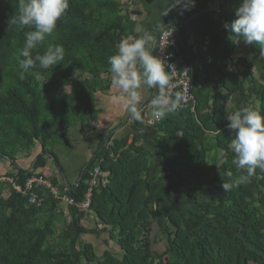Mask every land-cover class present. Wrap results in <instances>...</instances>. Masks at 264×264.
<instances>
[{"label":"trees","instance_id":"16d2710c","mask_svg":"<svg viewBox=\"0 0 264 264\" xmlns=\"http://www.w3.org/2000/svg\"><path fill=\"white\" fill-rule=\"evenodd\" d=\"M217 1L216 10L179 26L177 34L179 44L189 37L194 41L192 58L186 63L195 104L184 105L143 130L153 145L152 154L128 145L124 135L96 152L80 171V182L67 191L80 203L86 191L85 171L97 166L107 173L106 184L92 192L86 211L70 207L95 221L92 231L98 237L105 235L102 253L97 255L80 239L83 229L78 222H66L47 193L41 192L44 204L39 208L10 189L8 197L0 196V264H264V171L257 168L249 180L259 188L254 201L247 199L245 184L226 192L220 187L228 181V172L233 177L246 174L232 163V137L221 95L251 99L248 106L239 100L231 112L252 107L264 115V84L251 79L244 87L243 73L231 59L237 45L230 42L223 25L236 18L240 0ZM18 2L0 0V162L16 168L18 155L29 157L37 145L33 173L43 175L44 157L56 163L53 143L84 121L94 93L106 88L108 57L117 51L121 37L132 34L134 23L120 15V0H69L56 31L32 50L35 56L43 54L49 43L61 44L64 60L47 70L37 64L21 79L16 57L26 33L33 29L9 30L7 21L18 14ZM248 49L264 67L258 47L248 45ZM66 84L71 85L68 93L52 91ZM221 150L225 163L217 168ZM151 157L165 169V186L159 189L149 181L155 164ZM13 171L5 178L23 185L28 170ZM175 193L185 194L187 214L177 209ZM200 196L206 202L199 211H189V206L198 207ZM152 221L164 224L161 254L151 249ZM54 238L59 242L55 247L50 245Z\"/></svg>","mask_w":264,"mask_h":264},{"label":"clouds","instance_id":"9594fccd","mask_svg":"<svg viewBox=\"0 0 264 264\" xmlns=\"http://www.w3.org/2000/svg\"><path fill=\"white\" fill-rule=\"evenodd\" d=\"M181 4L184 10H189L195 7V0H175L169 10ZM68 8L69 0H19L18 14H13L7 21L9 30L25 27L33 29L26 33L24 46L18 50L16 57L22 70L21 79L37 64L41 70H47L64 60L65 49L61 44L49 43L43 54L35 56L32 55V50L44 42L46 37L53 35L57 22ZM235 17L231 23L223 25L230 33V42L234 45H256L264 56V0H240L235 8ZM168 28L172 27L166 28L163 24L164 30ZM155 46L154 36L143 31L138 37H121L117 51L108 57L111 88L117 91V94L110 96V102L123 105L129 117L141 123L143 121L138 107L142 99L141 89H157V94L150 98L152 116L156 120H163L175 113L184 100L181 92L171 91L173 84L170 69L173 66L161 56L153 54ZM36 78H40L39 72L36 73ZM66 85L71 87L70 84ZM225 119L228 121L226 128L232 137L229 145L234 153L232 163L237 170H244L246 173L233 177L232 172H228V181L220 184L226 192L248 183L257 168L264 171V115L258 109L243 107L227 114ZM224 155L221 150L216 162L217 168L225 163Z\"/></svg>","mask_w":264,"mask_h":264},{"label":"crops","instance_id":"0c3cea01","mask_svg":"<svg viewBox=\"0 0 264 264\" xmlns=\"http://www.w3.org/2000/svg\"><path fill=\"white\" fill-rule=\"evenodd\" d=\"M174 2L175 0H143V3L136 2L138 20L133 26L131 35L138 37L142 35L143 31H148L155 38L157 31L163 27V24L164 26L186 25L200 14L216 10L219 4L217 0H195V7H191L189 10H184L182 4L169 10ZM167 11L168 14L164 15ZM137 29H140V31H137ZM193 44V39L189 37L182 46L187 59L192 58ZM240 47L241 44L237 45L236 48L239 49ZM236 48L233 50L231 59L237 58ZM103 79L106 83V88L94 93L91 112L84 121L68 129L64 138L53 143L51 152L55 156L57 164L52 158L44 157L46 166L43 170V175L54 180L61 194L67 195V191L71 192L74 190V187L80 182V171L86 164L92 162L96 152L106 148L107 145L110 147L114 140L117 141L124 135H128V145L132 144L135 148L141 147L151 154L154 152L152 143L144 136L142 123L131 119L123 105H114L110 102V96L117 94V91L111 88L110 71L103 76ZM150 91L151 89H141L142 99L138 106L139 109L148 99ZM62 92L65 91L63 90ZM38 152L39 148L36 145L30 151L29 157H26L24 153L18 156L15 162L16 168L10 167L5 161L0 162V179H4L0 181V185L2 184L0 186V196L8 197L11 189L8 182H6V179L10 178L5 177L9 173L14 174L15 171L13 170L16 169L28 170L32 166V161ZM149 160H154L155 163L153 174L149 180L155 185L151 187L158 189L164 187L165 183L162 180V176L165 175V169L161 161H155V158L153 159L152 157ZM173 199L177 209L183 214H187V201H181L179 193H175ZM55 206L60 213L62 212L66 222L67 220L78 222L77 224L83 229V231H79L80 239L90 244L98 252L97 255H100L104 249L102 239L106 240V238L105 235H101L100 238L98 237L99 233H94L96 230L95 221L85 216L83 212L81 213L68 207L60 200L55 201Z\"/></svg>","mask_w":264,"mask_h":264},{"label":"built area","instance_id":"2783aa9c","mask_svg":"<svg viewBox=\"0 0 264 264\" xmlns=\"http://www.w3.org/2000/svg\"><path fill=\"white\" fill-rule=\"evenodd\" d=\"M119 10L121 15H127L135 24L138 20V12L136 10V3L134 0H120ZM165 27H172L166 30L161 27L156 33V46L154 48V55L161 56L169 65L173 67L170 69L172 75L173 93L179 91L182 93L184 100L178 109L184 105H194L195 101L191 95L190 87V71L186 63L187 57L183 51V44L178 42V25H165ZM172 33V34H171ZM157 94V89L152 88L148 99L140 107L142 116V127L144 130L152 129L160 120H156L152 116V109L150 107V98ZM108 145L106 146V149ZM84 171V170H83ZM86 177L84 184L86 191L84 199L80 203H75L72 198L66 194L59 193L56 185L52 184L51 179L43 175L33 173V166H31L26 174V179L23 185L16 184L12 179H6L10 188L15 193L21 195L30 206L42 207L44 199L41 197L42 193H47L54 201L60 200L68 207H72L81 211H86L90 205L91 194L95 190L103 188L106 184L107 173L102 172L97 166L87 169L85 171ZM81 178V177H80ZM4 179H0L3 181ZM79 183V182H78Z\"/></svg>","mask_w":264,"mask_h":264},{"label":"rangeland","instance_id":"374dc122","mask_svg":"<svg viewBox=\"0 0 264 264\" xmlns=\"http://www.w3.org/2000/svg\"><path fill=\"white\" fill-rule=\"evenodd\" d=\"M236 54H237V58L234 60V64L238 66L239 67L238 70L241 73H243V76L240 75V77H242L246 81L244 87H246L247 85L249 86V82L251 79H253L256 83L264 84V72H263L264 67H262L263 61L259 59L257 56L254 57L253 54L250 53L248 46L243 43H241V47L239 49L236 48ZM63 90L65 92H69L71 90V87L65 85L62 87L52 88V91H54L55 93H62ZM221 97H222V103L224 105V110L226 111L227 114L231 112V110L233 109L234 107L233 104L235 103L236 105V102H238L239 100H241V104H246V106H248V103L251 102V99H249L248 102H246L241 98L240 95L237 96L235 94H231V95L222 94ZM20 155L22 154H19L18 156ZM244 190L246 192V197L249 201H254L258 197L259 188L256 186L254 181L245 183ZM180 199L183 202L187 201L184 193L180 194ZM204 202H206V198L204 196H200L197 202L198 207H196V209H192L189 206V211L190 210L199 211L200 207ZM163 228H164V224L162 222L152 221V227H151L149 239L151 241V249L154 253L161 254L164 251L165 245L163 243L164 240L163 238H165V235L161 232ZM51 244L55 247L57 244H59V242L56 238H54L52 239V241L50 240V245ZM108 247L110 248L111 245L109 244Z\"/></svg>","mask_w":264,"mask_h":264},{"label":"water","instance_id":"95a60500","mask_svg":"<svg viewBox=\"0 0 264 264\" xmlns=\"http://www.w3.org/2000/svg\"><path fill=\"white\" fill-rule=\"evenodd\" d=\"M75 187H76V186H75ZM75 187H74V188H75Z\"/></svg>","mask_w":264,"mask_h":264}]
</instances>
